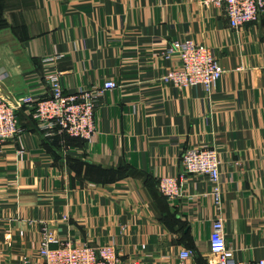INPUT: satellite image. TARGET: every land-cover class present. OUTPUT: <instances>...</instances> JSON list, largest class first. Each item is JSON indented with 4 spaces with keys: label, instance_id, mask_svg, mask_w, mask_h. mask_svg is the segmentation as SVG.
Masks as SVG:
<instances>
[{
    "label": "crops",
    "instance_id": "1",
    "mask_svg": "<svg viewBox=\"0 0 264 264\" xmlns=\"http://www.w3.org/2000/svg\"><path fill=\"white\" fill-rule=\"evenodd\" d=\"M205 1L0 0V99L44 94L53 55L67 91L119 85L100 99V130L84 149L56 146L32 107L19 110L21 131L0 144V264H43L44 226L61 239L114 244L125 261L181 264L190 248L191 262L210 264L211 182L187 175L179 203L158 187V173H184L192 146L219 151L228 246L239 260L264 257V15L234 29ZM186 38L212 47L225 69L212 93L162 78L179 63L166 47ZM86 163L100 167L93 180ZM121 167L124 177L101 181Z\"/></svg>",
    "mask_w": 264,
    "mask_h": 264
},
{
    "label": "built area",
    "instance_id": "2",
    "mask_svg": "<svg viewBox=\"0 0 264 264\" xmlns=\"http://www.w3.org/2000/svg\"><path fill=\"white\" fill-rule=\"evenodd\" d=\"M205 3L222 8L234 29L257 22L264 15V0H206ZM173 54L178 55L179 63L167 70L162 78L176 87L201 86L209 94L215 90L225 73L214 49L204 43L189 38L174 40L166 47L165 57L170 58ZM58 57L53 55L44 59L49 65L43 75L47 90L40 97L29 94L14 99H0V144L21 131L18 112L24 105L33 108V117L46 136L66 132L83 138L88 146L96 140L100 130L97 106L106 91L119 85L116 80L107 79L101 84L67 91L62 72L50 64ZM221 163L215 146L187 147L182 154L184 173H158L159 189L170 203H179L186 194L184 181L187 175L206 177L212 184L211 193L216 210L209 237L210 264H264V257L254 261L237 259L227 244L221 214ZM38 254L43 264H142L139 259L125 261L114 244L95 246L85 241L61 239L46 226L41 229ZM179 257L181 264H196L191 262L194 251L190 248H182ZM26 260L25 257V263Z\"/></svg>",
    "mask_w": 264,
    "mask_h": 264
},
{
    "label": "trees",
    "instance_id": "3",
    "mask_svg": "<svg viewBox=\"0 0 264 264\" xmlns=\"http://www.w3.org/2000/svg\"><path fill=\"white\" fill-rule=\"evenodd\" d=\"M52 139L54 140L56 146H61V143H62L60 141L61 139H63V142L65 140V142H64L65 144L67 143L68 145H70V147H73L75 149H78V148L84 149L86 146V142L83 138L71 136L66 132H62L61 134H56V135L54 134V136H52ZM59 141L61 142L60 145H59ZM68 158L70 160H76V161H81V159L83 160L82 156L78 157V156H73L72 154H69ZM127 169H128L127 167H121V168L117 169L119 171V174L111 173L110 171L103 172L102 179H104V180H101V181L119 180L126 175ZM85 170H86L85 171V178L86 179H92V178L97 177L95 174L98 173V171L100 170V167L86 163V169ZM91 171H93V173ZM158 187H159V183H158ZM159 191H160V189H159ZM160 194L165 199L166 202H169L168 199L161 193V191H160Z\"/></svg>",
    "mask_w": 264,
    "mask_h": 264
}]
</instances>
